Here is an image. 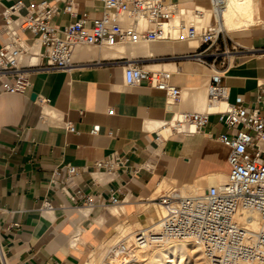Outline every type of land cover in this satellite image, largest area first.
Returning <instances> with one entry per match:
<instances>
[{"label":"crops","instance_id":"0c3cea01","mask_svg":"<svg viewBox=\"0 0 264 264\" xmlns=\"http://www.w3.org/2000/svg\"><path fill=\"white\" fill-rule=\"evenodd\" d=\"M15 1L0 0V35L2 12ZM20 1L24 14L29 4L41 0ZM167 1L204 11L202 18L194 20L197 27L209 18V0ZM76 2L78 14L86 11L93 17L100 11L97 0ZM252 4L254 21L262 23L227 31L234 33L230 39L242 53L223 74L221 84L226 88V102L242 96L247 105L264 109V102L257 100L258 83L264 82V0H252ZM55 8L51 22L58 27L77 17L69 15L62 2H56ZM183 12L174 15L184 23ZM21 36L32 43L35 38L29 30ZM162 41L173 43L147 53L174 55L197 46L195 40ZM132 55L130 44L111 48L79 45L75 60L88 62L67 71H36L27 94L0 91V251L6 264H85L89 252L112 234L119 220L142 211L141 201L163 180L184 186L204 182L211 173L228 174L229 148L216 139L230 131L218 120L226 103L208 98L211 69L188 61L153 62L173 72L172 82L181 94L172 102L145 82L125 84L124 61ZM205 109L210 114L201 131L183 132L191 128L188 125L177 131L170 128L180 112ZM67 122L69 129L65 128ZM165 122L168 125L160 128ZM93 127L95 134L90 132ZM112 153L123 163L111 170L96 166ZM67 164L76 166L78 174L64 187L51 183L53 177L58 179L53 171ZM76 187L93 198L94 207L70 199ZM112 188H120L117 195L125 197L120 204L125 211L119 215L110 211L112 205H105ZM46 200L53 209H42Z\"/></svg>","mask_w":264,"mask_h":264},{"label":"built area","instance_id":"2783aa9c","mask_svg":"<svg viewBox=\"0 0 264 264\" xmlns=\"http://www.w3.org/2000/svg\"><path fill=\"white\" fill-rule=\"evenodd\" d=\"M209 1L214 23L197 27L181 22L177 26L176 37L172 35L171 20L174 13L183 8L167 0H97L100 11L93 17L86 11L78 14L76 0H53L52 3L41 0L29 4L24 14L20 10L25 6L17 0L2 12L1 92L27 94L36 71H67L88 62L75 60L74 50L79 44L111 48L173 38L195 40L198 44L192 50L162 55L158 59L191 61L211 69L208 98L224 99L226 103L225 109L218 112V120L230 131L216 136L229 148L227 161L230 170L226 181L211 185L198 195H181L176 186L168 191L161 190L153 199L166 208L159 229L136 230L129 243L120 238L108 248V256L125 260L134 254V249L142 246L168 239H189L199 245L210 264H264V109L247 105L242 96L226 102V88L221 84V78L231 64L239 61L242 51L222 25L221 11L225 0ZM56 2H62L64 10L71 16L77 15L76 19L62 27L54 25L51 21L56 13ZM25 30L35 35L34 41H39L38 53L31 50L32 42L21 36ZM227 40L231 42L230 47ZM172 74L165 70L145 69L142 57L124 61L126 85L145 82L164 92L173 102L179 98L181 89L172 82ZM257 93V100L264 102V82L258 83ZM180 114L181 119L177 123L194 124L193 130L187 128L183 132L195 133L207 124L210 111H184ZM165 125L168 123L161 124L160 128ZM65 128H70L69 122ZM170 128L178 130L173 125ZM90 132L95 134L97 129L93 127ZM122 163V158L112 153L108 158L97 161L96 166L111 170ZM77 174L76 166L64 165L53 171L58 179L53 177L51 183H63L64 187ZM117 193H121L120 188L110 189L105 205H120L125 200ZM69 196L73 202L86 207L96 204L82 187L74 188ZM42 209H53V204L46 200ZM254 214L260 222L257 231L252 228ZM0 263L6 264L1 251Z\"/></svg>","mask_w":264,"mask_h":264},{"label":"bare ground","instance_id":"6f19581e","mask_svg":"<svg viewBox=\"0 0 264 264\" xmlns=\"http://www.w3.org/2000/svg\"><path fill=\"white\" fill-rule=\"evenodd\" d=\"M252 7H253L252 0H225L222 11H221V19H222V25H223L224 29L226 31H231L232 29L239 28L240 26L238 24H236L237 23L236 20H238V19H240L243 22H251V21L254 22ZM210 13H213L212 8L210 10ZM183 14H184L183 20H184V23L186 25L191 24V23L193 24L195 18H202L204 15L201 10H198V9L195 10L193 8L192 9L191 8L190 9L189 8L184 9ZM181 21H182V19L180 18V16L173 15V18L171 20V24L173 25L172 31L175 30L176 26L179 25L181 23ZM36 41L37 40H35L32 43V45ZM79 45H84V44H79ZM79 45H77V46H79ZM88 45H90V44H88ZM156 47L157 46L150 44L148 41H139L138 43L133 44V45L130 44L131 53H133V54L134 53H147V52L150 53V52L155 51ZM31 50L34 53H38L39 41H37V44L34 47H32ZM144 67L147 68V70L167 69L164 66L153 63V62L145 64ZM215 99H219V98H215ZM179 119H181L180 113L177 115L176 120H175L174 126L176 128H180V127L186 125L184 123H177V120H179ZM188 126L191 127L190 130L194 129V124H188ZM224 176L225 175H223V174L211 173V174L207 175V179H209L210 182L215 183V185H219L218 183H216V181L218 180V178H221ZM226 178H227V175H226ZM165 180H167V179H165ZM155 184H156V182H155ZM186 185L189 186L190 188H192L189 192H196V190H198V188L196 187L198 185L197 183L186 184ZM160 186H161V182L158 184V186L156 188H154L155 190L153 192H151L149 197L146 196L147 197L146 199H144V200L142 199L143 202L146 201L147 206L141 212H139L137 214V217H138L137 220H135L134 222H130L129 224L127 223L128 227L126 226V228L129 231L128 237L134 238V233L136 230H149L150 229L153 231H157L159 229L160 220H161V217L165 214L166 208L162 204L153 200L155 197V195H153V194L156 192V190ZM176 187H178V186H176ZM170 189H168V190H170ZM178 189H179L181 195H187V194L182 193V191L179 187H178ZM193 195H198V194H193ZM142 197H143V195H142ZM155 204L160 205V207L163 209V214L161 215V217L158 220L155 219V217H156L155 215L157 214V211H158L157 208L155 207ZM110 211L115 215H119L121 212L125 211V207L121 206V205L120 206L112 205L110 207ZM101 218L102 217L100 216L99 219H101ZM99 219H98V222L101 221ZM119 224L118 225L116 224L117 225L116 228L121 225V224L120 225ZM122 226H123V224H122ZM259 227H260L259 219H258L257 215L254 214L253 219H252V228H253V230L257 231L259 229ZM126 234L127 233H125V235ZM130 238H128L129 241L131 240ZM189 246H191L192 248H195L193 250V252H195V250L199 248L198 244H196L194 241L189 240V239H185V240L168 239L164 242L150 244L148 246H142L138 249L137 248L134 249L133 250L134 254H132L130 256L131 259L134 256L137 257V259L134 262H130L131 261L130 258H126L123 261L124 263H122V261H121V263L118 262L117 259H120V258H113V260L111 262L113 264H186V263H183V255H184V253H186L185 250H187L189 248ZM85 264H90V261H87Z\"/></svg>","mask_w":264,"mask_h":264},{"label":"rangeland","instance_id":"374dc122","mask_svg":"<svg viewBox=\"0 0 264 264\" xmlns=\"http://www.w3.org/2000/svg\"><path fill=\"white\" fill-rule=\"evenodd\" d=\"M255 2H256V0H255ZM180 7H182L183 9H186V8L187 9L188 8L189 9L190 8L192 9V8H194V7H191L190 5H181ZM208 7L211 10V3H210V1L208 3ZM202 12L205 13L204 11H202ZM239 20L240 19L236 20V22H237L236 24H238L240 26L237 29L246 28V27H248L249 24H261L262 23V21H258V19H256L254 22L253 21H251V22H243V21H241V20L239 21ZM214 21H215L214 15H213V13H210L209 18L207 20L204 19L203 21H201L198 24V27H203V26H206V25H212L214 23ZM227 34L231 38L234 35L233 32H229V33L227 32ZM186 42H188V41H181V43H186ZM149 43L152 44V45H154V46L159 47L161 45H166V44L168 46H170L173 42H169V41L168 42H166V41H154V42H149ZM196 44H198V41H195L194 42V45H196ZM227 44L230 47V45H231L230 40H227ZM81 48H84V47L82 46ZM177 50H179V49H175V51H177ZM155 53H157V52H154V53H151V54H148V53H134L132 56H133V58L134 57H142L144 65L147 64V63H152V62L166 61L165 59H158V57H161V55H155ZM189 62L192 63V65H195L196 67L204 68L202 65H200L198 63L191 62V61H189ZM145 69H147V68H145ZM152 70H166V71H170L169 69H152ZM225 180H226V176L221 177V178H218V180L216 181V183L220 184V183L225 182ZM197 184L198 185L196 187L198 188V190H196V192H189L192 188H190L187 185H185V186H178V187L181 189L182 193L187 194V195H193V194H200V193H202L204 191V189L206 187H209L211 185H215V183L210 182L209 179L208 180L206 179L204 182H198ZM173 186H176L173 181L163 180L161 182V186L156 190V192L153 195L158 194L161 190H166L167 191L168 189H170ZM141 202H142L141 203V207H142V210H143L147 205H146V201H144V202L141 201ZM155 207L158 210L157 211V214L155 215L156 216L155 219L158 220L161 217V215L163 214V209L158 204H155ZM137 218H138L137 215H135V216H129V217H127L126 220H119L118 222L121 225L119 224L120 226H118L117 229H116V224L118 222L113 226V232H112V234L108 238H106L105 240H103V242H101L100 244L96 245L94 247V249H92V251L89 252V254L87 255V258L84 261V263L89 258L88 261H90V264H113L111 261L115 257L114 256L111 257V256H108L107 255L108 248L111 245H114L120 238H124L125 240H127L128 243L131 240H133V238L128 237V232L129 231L126 228V226L130 222H134L135 220H137ZM122 224H123V226L125 228L122 226ZM125 233H127V234L125 235ZM128 238H130L131 240L129 241ZM103 243H104V246L101 247L100 245L101 244L103 245ZM194 249L195 248H192L191 246H189V248L187 250H185L186 253H184V255H183V263H186V264H210L205 259L204 255H203V253H202V251L200 249V247L198 248L199 250L196 249L197 251L195 250V252H193ZM94 250H95V252H94ZM90 254H91V256L89 257ZM135 257L136 256L132 257V259L130 257H128V258H130V260H131L130 262H134L137 259V257L136 258ZM117 260H118L119 263H121V261H122V263H124L123 262L124 261L123 259H117Z\"/></svg>","mask_w":264,"mask_h":264},{"label":"water","instance_id":"95a60500","mask_svg":"<svg viewBox=\"0 0 264 264\" xmlns=\"http://www.w3.org/2000/svg\"><path fill=\"white\" fill-rule=\"evenodd\" d=\"M33 97H34V94L31 95V98H33Z\"/></svg>","mask_w":264,"mask_h":264}]
</instances>
